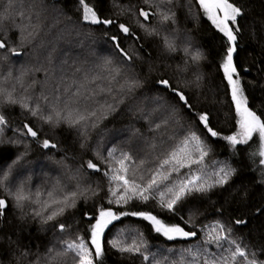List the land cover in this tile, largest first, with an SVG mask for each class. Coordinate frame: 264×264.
<instances>
[{
  "label": "trees",
  "instance_id": "16d2710c",
  "mask_svg": "<svg viewBox=\"0 0 264 264\" xmlns=\"http://www.w3.org/2000/svg\"><path fill=\"white\" fill-rule=\"evenodd\" d=\"M232 2L243 12L237 18L241 31L234 62L244 99L247 106L264 119V0ZM84 3L100 19L114 23L95 25L83 21V6L79 0H24L26 12L39 14L38 18L32 15L35 38L29 37L17 47L21 56L5 53L8 58L0 60V75L8 71L17 75L21 69H26L24 87L27 92L20 91L18 85L20 95L37 98L45 94L51 98L69 85L74 91V81L95 88L96 85L88 84L85 76L90 79L99 71L97 66L108 59L112 62L111 67L121 70L122 76L117 77L120 83L128 76H134L141 81V86L127 95L124 103L97 127H90L86 139L77 129L67 125L51 127L43 123L19 105L3 107L2 114L8 123L0 135L4 141L0 143V170L11 171L5 182L7 187L0 188V197L29 177L28 187L32 191L69 183V175L77 170L97 195L89 194V198L79 200L75 208L67 209L47 223L32 217V206L17 209L9 201L10 206L0 217V264H47L50 249L62 250L64 241H71L87 231L89 221L83 214L95 215L101 206H108L107 178L91 170L85 171L82 167L85 161L92 159L99 163L97 154L107 157L108 152L115 149L117 156L121 151L131 154L136 164L144 159L140 171L152 169L156 157L179 147L192 132L201 137L208 152L201 165H193L196 174H200L199 168L210 176L225 164L235 169L224 187L188 196L176 205L175 214L160 207L158 193L146 202L134 200L112 207L124 212L151 213L170 224L183 226V222L188 221L186 230L194 225L197 237L170 241L156 233L150 221L138 216L122 217L105 231L103 264H153L152 257L160 264H187L191 258L184 250L190 247L194 251L207 248L211 253H220L222 250L215 245L203 243L210 226L217 223L231 230L228 233L230 239L239 242L241 247L247 246V250L256 252L259 260H264V165L260 164L264 157L259 156L264 142L258 140L256 133L247 144L235 147L225 139L240 131L239 115L221 68L227 38L207 18L197 0H150L149 4L144 0H84ZM140 9L153 15L145 20L139 15ZM163 14L170 18L162 21ZM120 24L127 26L130 34L123 33ZM7 35L14 46L19 44L16 30L9 29ZM114 36L116 41L112 40ZM165 38L173 43L175 51L168 50ZM117 42L133 57L130 63L123 60L115 46ZM197 51L201 59L193 62L190 56ZM160 79H168L178 86L190 98L196 113L208 115L209 126L219 135L211 137L202 125L190 119L186 110L175 103L172 93L157 84ZM161 103L174 110V120L166 127L152 131L150 122H160ZM25 123L38 132L36 139L22 135ZM44 139H49L57 148H43ZM193 145L194 142L188 145L189 151L193 150ZM21 153H25L23 159L13 164ZM187 171L181 170L182 173ZM182 179L183 175H174L169 186ZM164 191L163 199L167 201L171 194L167 189ZM236 221L245 223L237 224ZM60 223L66 224L65 232L59 231ZM115 240H119L121 246H127L133 240L143 241L146 245L144 254L149 255V261H144L141 255L120 253L109 243ZM224 248L229 245L224 243ZM25 252L27 255H22ZM228 254L224 252V255ZM57 264H77V261L69 252Z\"/></svg>",
  "mask_w": 264,
  "mask_h": 264
},
{
  "label": "snow or ice",
  "instance_id": "6c2138e0",
  "mask_svg": "<svg viewBox=\"0 0 264 264\" xmlns=\"http://www.w3.org/2000/svg\"><path fill=\"white\" fill-rule=\"evenodd\" d=\"M144 2L149 4L150 0H144ZM197 2L207 18L227 38L228 46L225 49L221 68L224 78L230 86L231 99L239 115L240 131L236 135L225 137V139L235 147L247 144L253 139V134L256 133L258 140L264 142V119L247 106L237 66L234 62V53L238 49L237 38L241 31L237 18L243 15L242 9L232 0H197ZM79 3L83 6V21L95 25L114 23L113 20L100 19L97 13L84 3V0H79ZM32 15L39 17L38 13L26 12L24 0H3L0 3V60H7L8 57L5 53H10L16 57L21 56L22 53L17 51V47L22 46L29 37L35 38V25L32 21ZM139 15L148 20L153 13L140 9ZM169 18L167 14L162 15V21H167ZM25 20L28 21L27 24L24 23ZM119 28L123 33L130 34L129 28L124 24H120ZM9 29L17 31L20 37L18 45L14 46L8 37ZM149 34L153 33L150 32ZM112 40L116 41L117 38L114 36ZM164 42L169 51L176 50L170 40L165 38ZM115 46L123 60L130 63L133 57L123 48H120L118 42ZM185 52H188L187 48H185ZM190 59L193 62H198L201 59V54L197 51L195 55L190 56ZM111 64V60L106 59L102 65L97 66L99 71L95 72L90 79L87 75L85 76L88 84L96 85L95 88L74 81L73 83L76 84L74 91L69 85L61 94L51 98L45 94L37 98L20 95L17 89L18 85L20 91L27 92V88L24 87V77L28 74L26 69H21L17 75H13L11 71L0 75V135L8 123L6 116L2 114L3 107L5 105H19L32 117L40 119L43 123L51 127L67 125L69 128L77 129L81 136L86 139L87 130L90 127H97L101 120L106 119L119 104L124 103V98L127 95L141 86V81L134 76H128L123 83H120L117 77L122 76L121 70L111 67ZM157 84L165 91L171 92L175 97V103L185 109L190 115V119H195L197 125H202L207 134H210L211 137L219 135L209 126L208 115L196 113L190 103V98L178 86H174L168 79H160ZM159 109L158 119L160 122H150L152 131H158L174 120V110L170 109L169 106L161 103ZM22 128L24 129L22 135L25 137L37 138L39 135L28 123H25ZM137 134L133 133V135ZM3 142L0 139V143ZM192 142H194L193 150L189 151L188 145ZM15 143L21 142L15 141ZM41 146L45 149L57 148V145L51 143L49 139H44ZM84 146L82 143L81 147ZM25 150L27 151V146H25ZM24 155L25 153L18 155L13 164H17ZM207 155L208 152L205 150L201 137L192 132L190 136L185 137L179 147L172 148L156 157L152 169L140 171L145 164L144 159L136 164L131 154L121 151L117 156L115 149L109 151L107 157H101L97 154L99 163L92 159L85 161L82 165L85 171L91 170L92 173H100L107 178L109 186L105 196L108 197V206H101L95 215L83 214L89 221L87 231L83 235H76L71 241H64L62 250L50 249L49 255L46 257L47 264H57V261L69 252L74 254L77 264H103L102 258L106 249L102 238L105 237V230L113 225V222L120 221L122 217L126 216H138L143 220L150 221L151 225L154 226V231L170 241L197 237L194 225L191 229L186 230L188 221H184L183 226L179 223H165L157 215L144 212H124L118 208L114 209L112 205H127L134 200L146 202L158 193L161 197L160 207L175 214L176 205L188 196L194 193L205 194L214 188L224 187L234 174L235 169L227 164L213 171L210 176L199 168L197 171H200V174H196L193 165H201ZM259 156L264 157V147L261 148ZM260 164L264 165V159L260 160ZM182 169H188V171L182 173ZM10 171L11 169L8 172L0 170V177H2L0 188L7 187L5 182L9 180ZM138 172L139 175H137ZM174 175H183L184 179L179 180L174 186H169ZM29 179L30 177L15 184L8 189L6 196L0 197V217L4 216L6 209L10 206L9 201H11L17 209H23L26 205L32 206V217L47 223L62 215L67 209L75 208L77 202L88 199L89 194L97 195L96 190L85 184V178L80 175L79 170L69 175V183L53 185L43 191L40 189L32 191L28 187ZM73 181L75 183H72ZM164 189H167V192L171 194V198L167 201L163 199L165 196ZM236 223L245 222L236 221ZM58 228L60 232L67 230L65 223H60ZM230 231V229L226 230L225 226L220 223L210 226L207 238L203 243L215 245L222 251L211 253L207 248H199L195 251L191 247L187 248L184 251L191 258L187 264H264V260L257 258L256 252L247 250V246L241 247L239 242L230 239L228 235ZM109 243L122 254L141 255L144 261L150 259L149 255L144 254L146 245L143 244V241L133 240L127 246H121L119 240ZM224 243H227L229 248L225 249ZM224 252L229 254L224 255ZM22 255L26 256L27 253H22ZM152 261L153 264H160L155 257H152Z\"/></svg>",
  "mask_w": 264,
  "mask_h": 264
},
{
  "label": "water",
  "instance_id": "95a60500",
  "mask_svg": "<svg viewBox=\"0 0 264 264\" xmlns=\"http://www.w3.org/2000/svg\"><path fill=\"white\" fill-rule=\"evenodd\" d=\"M32 138V137H31ZM32 139H36V138H32ZM192 239V238H191Z\"/></svg>",
  "mask_w": 264,
  "mask_h": 264
},
{
  "label": "rangeland",
  "instance_id": "374dc122",
  "mask_svg": "<svg viewBox=\"0 0 264 264\" xmlns=\"http://www.w3.org/2000/svg\"><path fill=\"white\" fill-rule=\"evenodd\" d=\"M233 147V146H232ZM106 231V230H105ZM102 241H103V238H102Z\"/></svg>",
  "mask_w": 264,
  "mask_h": 264
}]
</instances>
